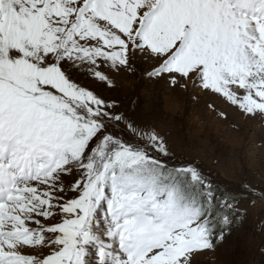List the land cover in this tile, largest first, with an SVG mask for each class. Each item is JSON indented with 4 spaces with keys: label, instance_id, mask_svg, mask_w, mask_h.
I'll use <instances>...</instances> for the list:
<instances>
[{
    "label": "snow or ice",
    "instance_id": "snow-or-ice-1",
    "mask_svg": "<svg viewBox=\"0 0 264 264\" xmlns=\"http://www.w3.org/2000/svg\"><path fill=\"white\" fill-rule=\"evenodd\" d=\"M137 54L264 116V0H0V264H194L231 234L235 195L73 79Z\"/></svg>",
    "mask_w": 264,
    "mask_h": 264
},
{
    "label": "rangeland",
    "instance_id": "rangeland-1",
    "mask_svg": "<svg viewBox=\"0 0 264 264\" xmlns=\"http://www.w3.org/2000/svg\"><path fill=\"white\" fill-rule=\"evenodd\" d=\"M154 63L137 54L131 72L102 65L100 70L113 81L111 87L92 78L87 66L78 68L73 79L106 101H115L138 127L154 128L163 136L170 166L191 163L213 186L237 197L240 219L231 234L214 252L195 257L194 264H264V116L245 115L219 94L173 87L149 77ZM221 111L223 117L218 114ZM114 131L126 139L129 136L122 127ZM74 179L65 176V186ZM73 195L68 191L64 198ZM48 252L47 247L40 250L42 255ZM90 259L94 264L95 257Z\"/></svg>",
    "mask_w": 264,
    "mask_h": 264
}]
</instances>
